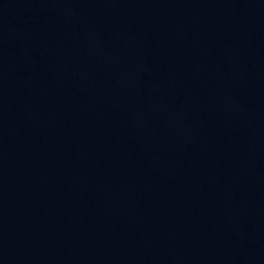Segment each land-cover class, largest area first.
Wrapping results in <instances>:
<instances>
[{
	"label": "water",
	"instance_id": "1",
	"mask_svg": "<svg viewBox=\"0 0 264 264\" xmlns=\"http://www.w3.org/2000/svg\"><path fill=\"white\" fill-rule=\"evenodd\" d=\"M0 264H264V0H0Z\"/></svg>",
	"mask_w": 264,
	"mask_h": 264
}]
</instances>
